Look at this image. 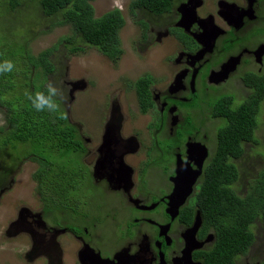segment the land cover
<instances>
[{
    "label": "flooded vegetation",
    "instance_id": "obj_1",
    "mask_svg": "<svg viewBox=\"0 0 264 264\" xmlns=\"http://www.w3.org/2000/svg\"><path fill=\"white\" fill-rule=\"evenodd\" d=\"M150 13L162 19L143 22L147 51L160 45L174 50L164 56L161 72L152 69L139 78H150L149 94L139 102L142 115H149L145 127L149 143L133 129L127 134L124 108L115 98L104 127L90 137L80 134L82 149L76 154L83 169L78 185L73 188L71 182L61 181L69 189L53 194L50 200L61 203L48 212L46 206L55 205L53 201L46 205L49 195L39 186L43 208L30 209L21 219L19 228L45 264L216 263L217 236L205 222L200 195L217 150L218 132L226 124V118L217 114V103L229 97L237 109L256 88H264V0H171V9ZM190 13H194L191 20ZM234 82L247 90L242 103L226 90ZM263 104L264 100L261 109ZM233 162L239 170L238 159ZM11 181L8 190L15 183ZM1 192L0 197L6 191ZM185 194L184 203L176 206ZM49 213L65 220L50 224ZM198 215L196 241L187 243L186 234ZM17 230L13 227L10 233ZM244 255H238L234 264H251L241 260Z\"/></svg>",
    "mask_w": 264,
    "mask_h": 264
},
{
    "label": "rangeland",
    "instance_id": "obj_2",
    "mask_svg": "<svg viewBox=\"0 0 264 264\" xmlns=\"http://www.w3.org/2000/svg\"><path fill=\"white\" fill-rule=\"evenodd\" d=\"M28 1L23 5V12L18 8L0 18V22L2 21L0 37L8 34L7 39L4 37L2 43L6 44L27 37L28 42L24 45L35 56L45 50L54 49L51 59L56 70L48 76V81L51 80L63 88L67 100L62 106L67 111L70 121L77 125L80 134L90 137L96 135L104 127L115 98L124 108L126 117L124 126L127 134L133 129L142 136L146 143H149L148 131L145 128L149 125V115H142L143 109L137 95V81L142 75L150 73L152 69L161 72L164 56L167 54L170 56L174 49L172 50L169 45H160L149 46L152 49L147 51V44L143 39L146 30L143 22L155 24L156 20L162 18H156L155 15L144 9H132L134 0H96L93 2L97 17H101L113 9H119L126 21V25L120 32L121 57L118 60H110L96 48L85 44L79 37H73V31L69 25L53 24L55 20L46 17L32 0ZM3 2L4 0H0V4ZM31 5H34V9ZM66 37H73L74 46L80 47L82 51L71 54L72 46L61 43ZM156 80L154 79V81ZM77 81H81V84L73 88L71 84ZM226 90L234 92L239 98V103L247 100V90L239 82H234V86ZM261 110L255 134L257 143H245L244 154L237 162L240 176L234 189L240 196L247 194L252 180L264 169V104ZM144 111L146 112L147 109ZM6 115V110L0 107V127L6 126L5 129H7ZM207 127L212 128L210 125ZM1 133L5 135L6 132ZM91 144L90 148H93L94 140ZM36 148L34 149L30 145H20L16 150L11 146L0 149V193L2 190L6 191L0 197V264H45L44 260L34 254L35 252L31 256L29 255L33 251V248L31 249L33 241L31 243L25 231L17 236H9L7 233L10 225L16 221L18 213L23 208L31 209L34 212L43 208V201L38 193L39 186H42L37 179L43 165L27 156L35 153V156L43 158V164L47 163L52 168L55 167L53 168L55 171L59 165L70 170L74 166H78L79 173L80 169H83L77 154L69 155V157L67 155V159L62 160L58 150L51 149L49 144ZM171 157V153L166 154V158L171 159ZM86 161L88 160L86 159ZM80 177H74L69 172V176H57L56 182L60 184L65 180L71 182L72 186L79 182ZM12 179L15 180V183L8 190ZM61 187L64 188L62 185ZM68 189L69 187H66L64 190ZM71 191L74 192L72 188ZM53 194H59L56 187H52L48 191L49 199L46 203L48 205L53 201L55 207H52L51 202L46 206V212L50 208L54 211L59 205L58 203H61L59 199L50 200ZM43 196L45 197L44 194ZM50 205L51 207H49ZM47 217L50 224L65 220L64 217L54 213H49ZM252 231L255 241L241 260L244 263L257 264L258 261H264L263 223L256 220Z\"/></svg>",
    "mask_w": 264,
    "mask_h": 264
},
{
    "label": "trees",
    "instance_id": "obj_3",
    "mask_svg": "<svg viewBox=\"0 0 264 264\" xmlns=\"http://www.w3.org/2000/svg\"><path fill=\"white\" fill-rule=\"evenodd\" d=\"M95 1L32 0L46 17L55 20L53 24L69 25L73 37H79L108 59L118 60L122 54L120 32L126 25L125 18L119 9L97 17L93 7ZM27 2L29 1L4 0L0 4V18L18 8L23 12V5ZM31 7L34 9V5ZM137 8L162 14L171 9V0H134L132 9ZM6 36L0 37V61L12 60L16 67L12 72L0 75V107L7 113V129L6 126L0 127V149L11 146L16 150L20 145H30L37 149V146L49 144L51 149L58 150L62 160L67 159V155L75 156L81 152L82 141L77 125L70 121L63 106L66 119L59 114L37 112L25 96L26 90L33 93L45 90L48 76L56 70L51 59L54 49L45 50L35 56L24 45L28 42L27 37L23 36L20 40L5 44L2 40ZM73 37H66L61 42L72 46L71 54L82 51L80 47L74 46ZM149 86V77L141 78L137 82L141 102L149 94ZM255 92L237 109L233 108V101L229 97H224L217 103V114L226 118V124L218 132L217 150L208 167L205 189L200 195L205 222L213 226L217 236L213 253L215 264H234L238 255L247 254L252 247L255 241L252 226L256 220H260L264 227V169L252 180L245 196L238 195L234 189L240 174L233 160L243 155L244 143H257L255 134L264 100V88H256ZM1 132L6 133L2 135ZM33 155L27 157H32L43 165L37 176L42 186L40 192L48 195L47 190L52 187H56L59 192L67 191L56 182L57 176H66L69 172L74 177L82 176L78 166L70 170L59 165L55 171V167L52 168L50 164H43L42 157L35 156V153ZM72 185L74 188L78 183Z\"/></svg>",
    "mask_w": 264,
    "mask_h": 264
},
{
    "label": "clouds",
    "instance_id": "obj_4",
    "mask_svg": "<svg viewBox=\"0 0 264 264\" xmlns=\"http://www.w3.org/2000/svg\"><path fill=\"white\" fill-rule=\"evenodd\" d=\"M16 67L12 60L0 61V75L10 73ZM25 96L31 102L32 108L37 112H47L49 114H59L61 118L66 119L67 114L64 112L62 105L66 103V96L63 88L57 86L51 80L46 84L44 91H25Z\"/></svg>",
    "mask_w": 264,
    "mask_h": 264
},
{
    "label": "water",
    "instance_id": "obj_5",
    "mask_svg": "<svg viewBox=\"0 0 264 264\" xmlns=\"http://www.w3.org/2000/svg\"><path fill=\"white\" fill-rule=\"evenodd\" d=\"M194 9H195V8H193V10H194ZM193 16H194V13H190L189 16H188V19L191 20ZM80 84H81V81H77V82L72 83L71 85L73 86V88H76V86H77V85H80ZM84 86H85V85H84ZM73 92H74V91L72 90V93H73ZM116 110H118V108H116ZM118 112H119V111H118ZM121 123H122V117H120L119 119H117V124H118L117 127H116L117 130H120V128H121ZM110 128H111V122H109L108 125H107L106 136H109V134H110V133H109ZM138 148H139V147H136L135 151L138 150ZM206 157H207V151H206V153L203 155V159H202V160H204ZM100 162H101V161H99V162L97 163V168H98ZM129 173H130V175H129V180H130V179H131V172H129ZM188 174H189V172L186 173L187 176H188ZM182 175H184V174H182ZM189 193H190V188H189L188 191H186V194H189ZM179 194H180V191H177L176 196H174L171 200L174 201V202H176V198H178L177 195H179ZM186 194H185L183 197L179 198L178 205H176V206H179V205L181 206V205L184 203L185 198H186ZM177 208H178V207H177ZM27 211H29L28 208H23V209L19 212V217H18V219H17L16 221H14V222L10 225L9 229L7 230V233H8L9 236H10V235H12V236H17L18 234H20V233L23 231V230L20 229L19 227H20V225H21V219H22L24 213H26ZM200 224H201V218H200V216L198 215L195 227L192 229V231H190V232H188V233L186 234V240H187V243H194V241H196V239H195V235H196V232L198 231V229H199V227H200ZM13 227H16L18 230H17L15 233H10V231H11V229H12ZM33 240H35V239L33 238ZM34 248H35V246H34ZM33 253H34V249H33V251L30 252L29 255L31 256ZM28 259H30L29 256H28ZM49 264H60V262L58 261V263H56V262L50 261Z\"/></svg>",
    "mask_w": 264,
    "mask_h": 264
}]
</instances>
